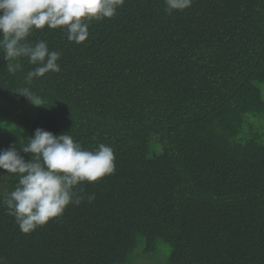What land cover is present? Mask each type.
I'll list each match as a JSON object with an SVG mask.
<instances>
[{"label": "trees", "instance_id": "obj_1", "mask_svg": "<svg viewBox=\"0 0 264 264\" xmlns=\"http://www.w3.org/2000/svg\"><path fill=\"white\" fill-rule=\"evenodd\" d=\"M263 92L264 0H0V264H264Z\"/></svg>", "mask_w": 264, "mask_h": 264}, {"label": "rangeland", "instance_id": "obj_2", "mask_svg": "<svg viewBox=\"0 0 264 264\" xmlns=\"http://www.w3.org/2000/svg\"><path fill=\"white\" fill-rule=\"evenodd\" d=\"M1 108L5 111L9 110V108H7L5 105H2ZM21 111L22 113L26 114L28 117H32L34 112L36 111V107L34 106V104H28V105L21 107Z\"/></svg>", "mask_w": 264, "mask_h": 264}]
</instances>
